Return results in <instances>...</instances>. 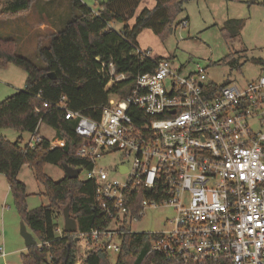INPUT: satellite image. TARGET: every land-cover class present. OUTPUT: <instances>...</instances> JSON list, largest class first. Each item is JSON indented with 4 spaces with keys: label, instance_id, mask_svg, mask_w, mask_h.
<instances>
[{
    "label": "built area",
    "instance_id": "built-area-1",
    "mask_svg": "<svg viewBox=\"0 0 264 264\" xmlns=\"http://www.w3.org/2000/svg\"><path fill=\"white\" fill-rule=\"evenodd\" d=\"M130 55L155 69L133 77L102 63L108 89L133 83L125 98L109 100L98 120L69 110L65 98L36 109L40 115L59 109L76 124L82 143L74 157L91 165L80 168L85 177L79 179L95 184L97 213L91 230L73 234L80 250L75 264H86L92 253L118 257L127 235L152 239L139 264H264V70L255 82L227 84L214 95L201 67L184 76L150 50L135 46ZM43 118L28 150L45 139ZM50 143L66 147L63 140ZM115 152L123 156L118 165L98 167ZM158 208L174 210L172 230L132 231L145 210Z\"/></svg>",
    "mask_w": 264,
    "mask_h": 264
},
{
    "label": "trees",
    "instance_id": "trees-1",
    "mask_svg": "<svg viewBox=\"0 0 264 264\" xmlns=\"http://www.w3.org/2000/svg\"><path fill=\"white\" fill-rule=\"evenodd\" d=\"M49 1V0H45ZM93 9L82 0H70L75 18L58 31L47 47L38 49L43 67L34 66L27 58L17 55V43L12 39H0V70L15 66L27 73L25 88L0 103V175L6 177L15 208L37 246L22 255L23 264H75L77 244L73 234H58L59 218L68 208L80 232L92 229L96 216L94 205L95 184L92 181L69 180L67 177L54 182L45 174L46 165L64 170L66 165L78 169H90L91 165L74 157L82 140L75 134L76 124L66 121L61 110L43 109L44 101L59 103L66 99L69 110L79 112L90 120H98L112 97L125 98L133 80L110 89L108 78L101 73L102 63L114 64L118 74L133 77L153 72L155 64L141 62L131 56L138 36L151 29L165 39L171 29L177 28L182 12L180 0H154L153 9L138 10L147 0H96ZM38 0H0V22L27 16ZM133 22V23H132ZM113 24H122L120 31ZM99 60V61H98ZM264 65V62H262ZM50 74L55 75L53 80ZM225 87L211 84L214 95ZM40 95V98L38 96ZM42 123L55 130V139L66 142V147L51 149L44 139L34 150L20 145L21 139L11 143L2 136L4 129L20 133H34ZM29 166L36 180L45 188L48 206L30 210L27 204V187L18 180L23 166ZM152 239L147 235H127L115 264H139L149 249ZM86 264H112L108 253H92Z\"/></svg>",
    "mask_w": 264,
    "mask_h": 264
},
{
    "label": "rangeland",
    "instance_id": "rangeland-1",
    "mask_svg": "<svg viewBox=\"0 0 264 264\" xmlns=\"http://www.w3.org/2000/svg\"><path fill=\"white\" fill-rule=\"evenodd\" d=\"M82 1L93 9L99 5L96 0ZM180 1L183 5L177 22L187 20V27L179 25L165 39L159 38L151 29H146L138 36L137 45L141 49L150 50L155 58L170 60L176 69L182 70L184 76L194 74L198 67L203 68L207 84H237L244 87L255 82L264 70V0L253 4L252 0ZM154 6L153 0H147L143 8H140V13L145 7L153 9ZM75 16L70 0H38L27 16L0 22V38L14 40L17 43V55L41 68L43 63L39 60L38 49L47 47L52 37ZM122 27V24L112 25L116 31ZM26 81L27 73L20 68L10 66L0 70V103L23 90ZM1 134L11 143L21 139L22 147L27 146L32 138V133H20L15 129H4ZM40 135L52 141L56 133L47 124L41 123ZM122 160V154L115 152L100 159L97 165L99 168H113ZM44 172L54 182L66 177V172L54 165H46ZM84 177L85 172L80 179ZM18 180L27 187L30 210L49 205V199L44 195L45 188L36 180L29 166L22 168ZM0 196H3L5 203H0V246L8 241L12 248L22 249L17 254H11L15 256L7 262L23 264L22 255L27 253V248L20 234L22 220L4 175H0ZM3 205L10 208L5 214L2 212ZM3 214L6 217L5 223ZM174 217L175 212L171 208L147 209L140 221L132 224V231L165 233L172 230L169 223ZM58 223L60 234H63V215ZM76 253H80L78 246ZM116 260L117 256L113 255L112 264Z\"/></svg>",
    "mask_w": 264,
    "mask_h": 264
},
{
    "label": "water",
    "instance_id": "water-1",
    "mask_svg": "<svg viewBox=\"0 0 264 264\" xmlns=\"http://www.w3.org/2000/svg\"><path fill=\"white\" fill-rule=\"evenodd\" d=\"M256 0H252L251 4L255 3ZM171 32H173V29H171ZM50 77L54 80L56 77L53 74H50ZM201 87L203 86L202 84L200 85ZM64 171L66 172V177L69 180H77L79 179V176L82 172V169L78 168H72L68 165L64 167ZM64 221H65V227L64 231L69 234H76L78 231V225L76 220H74L70 214V210L67 208L64 213H63ZM20 234L22 238L25 241V246L27 249H30L32 247L37 246V241L34 238V236L28 231L26 225L24 222L21 223L20 227ZM77 242V240H76Z\"/></svg>",
    "mask_w": 264,
    "mask_h": 264
},
{
    "label": "crops",
    "instance_id": "crops-1",
    "mask_svg": "<svg viewBox=\"0 0 264 264\" xmlns=\"http://www.w3.org/2000/svg\"><path fill=\"white\" fill-rule=\"evenodd\" d=\"M154 1V0H153ZM256 1H258V0H256ZM155 2V1H154ZM143 8V7H142ZM140 13V10H138V14ZM0 39H2V38H0ZM25 58V57H24ZM39 134H40V129H39ZM43 137V136H42ZM44 138V137H43ZM46 139V138H45ZM55 139V138H54ZM50 141V140H49ZM24 167V166H23ZM22 167V168H23ZM22 170V169H21ZM21 172V171H20ZM19 175H20V173H19ZM19 175H18V178H19ZM0 203H3V196H0ZM4 205H5V203H3ZM4 205L2 206V208L4 207ZM9 207V206H8ZM10 210V208H8V210H6V211H3L2 210V212L5 214V212H7V211H9ZM2 215V219H3V223H5V219H6V217H5V215ZM9 242L7 241L6 243H4V245H2V246H0V247H4V249H5V252H6V257L5 258H2V257H0V264H8V259L10 258V257H12V256H15V255H12L11 256V254H17L19 251H22V249L21 250H17V247H14V248H12L9 244H8ZM28 250V249H27Z\"/></svg>",
    "mask_w": 264,
    "mask_h": 264
}]
</instances>
